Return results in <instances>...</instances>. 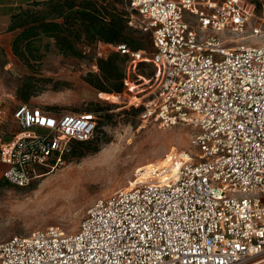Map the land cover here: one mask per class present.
Listing matches in <instances>:
<instances>
[{
    "label": "built area",
    "instance_id": "2783aa9c",
    "mask_svg": "<svg viewBox=\"0 0 264 264\" xmlns=\"http://www.w3.org/2000/svg\"><path fill=\"white\" fill-rule=\"evenodd\" d=\"M123 2L153 49L99 45L128 55L127 88L139 61L154 65L151 86L130 103L144 121L194 128L193 149H172L149 174L140 166L135 183L96 198L74 232L49 227L0 241V264L264 260V42L242 40L261 34L251 19H264V1L262 16L245 0ZM13 117L19 128L0 141L1 175L19 186L65 163L72 143L93 139L100 124L95 110L25 102Z\"/></svg>",
    "mask_w": 264,
    "mask_h": 264
},
{
    "label": "rangeland",
    "instance_id": "374dc122",
    "mask_svg": "<svg viewBox=\"0 0 264 264\" xmlns=\"http://www.w3.org/2000/svg\"><path fill=\"white\" fill-rule=\"evenodd\" d=\"M262 1L245 0V6L262 16ZM31 0H0V10L27 5ZM0 17V33L9 31ZM252 26H260L261 34L245 36L244 42H264V19L252 17ZM133 33L140 37L147 50H152L149 33L141 32L134 25ZM11 32L9 35H13ZM10 40V43H9ZM12 37L0 40V141L6 140L19 127L13 117L14 109L23 102L17 96V87L27 74L45 77L39 83L40 92L31 97L28 103L43 108L61 111H84L92 109L94 103L100 102L105 107L104 117L99 111L100 124L96 139L100 149L78 158H66L65 163L36 178L25 186H19L2 178L4 165L0 162V241L14 235L28 234L33 230L49 227L59 228L70 233L78 229L82 218L101 196L113 193L117 189L132 184L137 169H146L166 162V154L172 149H193L192 139L195 129L178 124L162 127L157 123L144 121L139 114L126 113L124 110L134 106L130 98L142 93L143 86L149 88L143 78L132 75L133 86L121 93L102 92L88 81L85 76L96 71L98 50L107 55L115 49L110 44H80L84 56H68L58 51L53 39L43 38L38 42L40 61L31 60V68L12 51ZM238 42H242L238 40ZM151 63L142 64L138 73L144 72L148 77L153 70ZM58 85V87H55ZM40 132H45L40 129ZM263 256H258L245 264L258 263Z\"/></svg>",
    "mask_w": 264,
    "mask_h": 264
},
{
    "label": "trees",
    "instance_id": "16d2710c",
    "mask_svg": "<svg viewBox=\"0 0 264 264\" xmlns=\"http://www.w3.org/2000/svg\"><path fill=\"white\" fill-rule=\"evenodd\" d=\"M129 21L130 13L123 0H31L29 4L20 5L10 14L7 28L15 32L11 41L13 53L34 69L35 63L31 60L42 59L38 42L46 37L53 39L58 51L68 56H84L80 44L92 46L99 42H123L133 49H146L140 37L133 33ZM95 60L98 70L87 73L86 81L102 92H123L127 86L125 81L128 78V55L115 50L107 55H97ZM142 64L147 63L139 61L136 69L129 74L131 80L134 74L144 79L140 84L129 81L138 87L150 83L149 78L155 70L153 68L146 77L144 72H137ZM44 78L34 73L27 74L17 87L18 98L28 103L31 97L40 92L41 87L38 84ZM94 104L92 109L87 110L100 111L104 117L111 116L112 113L104 111L109 107L100 102ZM140 111L141 108L136 106L124 110L128 114H139ZM99 149L96 136L89 140H75L65 154V160L97 152Z\"/></svg>",
    "mask_w": 264,
    "mask_h": 264
},
{
    "label": "crops",
    "instance_id": "0c3cea01",
    "mask_svg": "<svg viewBox=\"0 0 264 264\" xmlns=\"http://www.w3.org/2000/svg\"><path fill=\"white\" fill-rule=\"evenodd\" d=\"M19 7H17V8H6V9H2V10H0V17H4L3 18V25H5V29H7L8 30V24H9V18H10V14L13 12V11H15L16 9H18ZM11 32H14V31H8L7 33H6V35H4L5 33H0V40L3 38V36H5V37H7V36H9V37H12L13 38V36L15 35V32H14V34L13 35H9ZM12 41V40H11ZM9 43H10V40H9Z\"/></svg>",
    "mask_w": 264,
    "mask_h": 264
},
{
    "label": "bare ground",
    "instance_id": "6f19581e",
    "mask_svg": "<svg viewBox=\"0 0 264 264\" xmlns=\"http://www.w3.org/2000/svg\"><path fill=\"white\" fill-rule=\"evenodd\" d=\"M131 86H133L132 84H130ZM154 164H156L157 165V163L155 162ZM163 164V163H162ZM150 172H148L147 173V171H145L143 174H149ZM135 183V181H134V179H133V182H132V184L131 185H133ZM258 263H264V260H262V261H259ZM257 264V263H256Z\"/></svg>",
    "mask_w": 264,
    "mask_h": 264
}]
</instances>
